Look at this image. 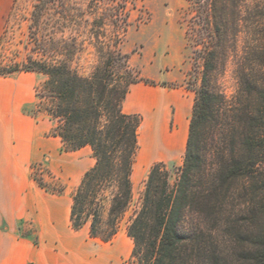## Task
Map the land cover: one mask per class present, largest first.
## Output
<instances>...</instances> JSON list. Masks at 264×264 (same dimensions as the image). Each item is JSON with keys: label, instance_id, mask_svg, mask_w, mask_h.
I'll return each mask as SVG.
<instances>
[{"label": "trees", "instance_id": "trees-1", "mask_svg": "<svg viewBox=\"0 0 264 264\" xmlns=\"http://www.w3.org/2000/svg\"><path fill=\"white\" fill-rule=\"evenodd\" d=\"M192 7L190 38L203 72L183 163L174 180L164 162L151 167L127 224L132 255L138 264H264V0H194ZM43 11L36 4L30 24L37 41ZM38 45L40 59L0 75L46 76L38 111L56 121L66 150L90 146L95 158L72 195L71 225L108 241L132 206L142 123L124 111V100L133 83L152 81L133 71L118 40L98 48L89 75L72 64L76 50Z\"/></svg>", "mask_w": 264, "mask_h": 264}, {"label": "rangeland", "instance_id": "rangeland-1", "mask_svg": "<svg viewBox=\"0 0 264 264\" xmlns=\"http://www.w3.org/2000/svg\"><path fill=\"white\" fill-rule=\"evenodd\" d=\"M194 0H0V69L24 67L31 59H40L39 39L54 46L76 50L72 64L80 74L89 75L99 62L98 48L113 46L130 55L133 71L160 85L171 99L169 118L165 120L166 135L174 134L177 117L184 118L181 145L171 150L154 142L152 125L139 127L140 143L132 172L133 202L121 221L118 233L110 240L92 237L88 226L75 230L62 204V223L57 230L40 231L31 219H18L14 230L5 220L0 229L12 232L16 238L42 243L46 261L59 264H138L133 257L134 241L127 233L129 216L140 204L141 195L151 167L164 162L172 180L183 163L189 122L195 101V90L201 84L203 67L196 46L190 38ZM44 11L40 15V30L31 32L30 24L36 4ZM127 19L125 33H121ZM119 34V35H118ZM17 70L19 73L21 71ZM35 72V71H34ZM13 74V75H14ZM37 103L26 107L33 114L39 112L38 89L46 76L37 72ZM225 89L230 95L235 88L231 70L224 77ZM185 139V140H184ZM141 144V145H140ZM173 153V154H171ZM89 158L85 151L82 156ZM94 157L90 154V158ZM95 159V158H94ZM31 176L46 193L66 196L67 205L81 180L74 176L58 175L46 161L33 164ZM28 264H37L30 261Z\"/></svg>", "mask_w": 264, "mask_h": 264}, {"label": "crops", "instance_id": "crops-1", "mask_svg": "<svg viewBox=\"0 0 264 264\" xmlns=\"http://www.w3.org/2000/svg\"><path fill=\"white\" fill-rule=\"evenodd\" d=\"M38 77L34 71L0 75V221L5 220L12 231L16 221L24 218L31 219L42 232L57 230L62 223V204L70 219L71 205H67L66 196L42 191L31 176L33 164L46 161L54 173L79 180L95 164L90 146L66 150L54 132L56 121L46 113L26 110L37 103ZM170 104L160 85L140 81L130 86L123 109L141 114L142 126L146 127L158 119L168 121ZM138 138L140 143V135ZM83 151L89 158L82 156ZM30 261L55 264L46 261L42 243L34 245L29 239L16 238L11 231L0 229V264Z\"/></svg>", "mask_w": 264, "mask_h": 264}, {"label": "bare ground", "instance_id": "bare-ground-1", "mask_svg": "<svg viewBox=\"0 0 264 264\" xmlns=\"http://www.w3.org/2000/svg\"><path fill=\"white\" fill-rule=\"evenodd\" d=\"M165 120H156V123L153 124L152 129H151V135L152 139L154 142H160L164 146H168L171 150H175L178 148L182 141H183V134H184V118L183 120H180L177 117V128L172 135H166V128L164 127L165 125ZM185 140V139H184Z\"/></svg>", "mask_w": 264, "mask_h": 264}]
</instances>
